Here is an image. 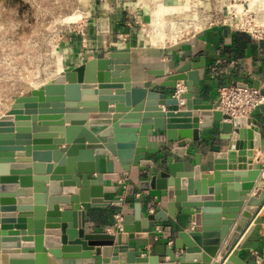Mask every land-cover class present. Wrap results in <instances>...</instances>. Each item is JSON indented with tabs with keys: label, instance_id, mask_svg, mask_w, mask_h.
<instances>
[{
	"label": "water",
	"instance_id": "1",
	"mask_svg": "<svg viewBox=\"0 0 264 264\" xmlns=\"http://www.w3.org/2000/svg\"><path fill=\"white\" fill-rule=\"evenodd\" d=\"M129 63L130 54L126 49L110 53L107 59L91 60L79 67L66 69L46 85L33 89L28 96L15 99L9 111L0 116V193H6L12 188L7 184L18 179L21 184L29 182L26 177L4 176L8 175V169L32 168L28 160L21 158V152L24 151L22 146H26L22 141L28 138L27 134L30 132L42 131L41 127L46 126L44 121L56 120L58 119L56 116L60 114H76L82 116L81 120L86 122L88 114H111V125L96 135L88 129V125L80 129H66L69 139L70 131L78 133L77 138L68 142L70 145L65 149L68 159L59 161L58 169H55L52 177L48 179L52 197L48 200L45 223L51 225V230L45 232V236L48 237L43 239L44 249L41 248L42 233L37 230L42 226V223H38L41 219L38 215L41 209L39 207L33 209L32 221L27 215H19L16 219L14 212L25 209L13 206L10 199L0 196V261L2 260L3 264H6L5 254H9L11 260H27L10 261L9 264H33L34 256L26 253V248L31 247L30 243H27L32 242L31 237H23L22 246L12 243L17 242L13 237L15 235L6 233L11 224H16V229H22L24 225H28L29 229L31 225L34 227L35 252L49 253L52 256L47 264H56L54 262L59 258L81 259L82 264H211L218 246L222 243L224 244L221 250V264H243L237 257L238 250L251 227L235 248H232V245L250 220L251 214H254L253 208L258 207L264 199V193L248 199L241 211L253 187L252 182L257 170L263 168V165H258L248 169L253 170V173L244 172L247 170L245 157L250 158L251 153L244 151L247 144L243 141H250V146H258L260 152L264 153V140L254 132L255 121L244 117L231 118L220 111L212 112L211 110H217L218 100L213 104H206L192 97V87L197 86V70L202 67L201 63L185 64L159 86V89H174L178 82H182L185 87V93L180 95V99L184 101L182 110H164L162 107L171 108L179 104L177 99L166 98L164 93L148 92L145 88H132ZM95 87L97 99L91 97V90ZM107 100L116 102L114 109L108 108ZM256 109L264 111V105ZM199 117L202 118L200 124ZM222 120H229L241 128L237 136L238 141H234L235 136H228L230 123H221ZM213 122L220 124V141L227 143L226 163L236 164L237 171L233 176L240 178L237 181L241 185L235 183L233 189H224V186L215 185L218 183V174L214 173L212 182L208 183V186L214 187V197L207 199L210 202L200 205L199 201L204 199L198 197L201 175L199 155L195 156V166L188 172L184 171V163H174L171 155L158 161L145 160L144 157L159 154L158 144L148 141L153 132L159 131L164 132L167 143L175 144L172 154L183 158L186 145L199 140L198 129H210ZM83 124L86 123H79L77 126ZM251 124L249 130H244L246 125ZM33 143L39 142L35 139ZM56 143L58 142L52 141V144ZM25 151L28 153L29 147H26ZM35 156L33 155L34 158ZM54 157L56 162L59 153H55ZM110 157L114 158L125 172H129L131 167L148 168L145 180L138 183V189L165 192L166 207L160 208L155 205L151 213L142 217L140 204L136 203L132 216H121L119 226L113 229V235H85L79 205L75 207L63 205L62 213L58 212L57 207H51L54 203L69 202H67L69 199L54 197L58 196V193H54V187L56 181H61L63 187H77V193L65 191L69 192L65 195H78L77 204H90L92 207L110 205L103 200V193L108 191L105 183L119 178L118 174L113 173V161L109 160ZM12 158L16 159L13 161ZM223 164L224 162L214 161V170H223ZM63 168L66 171H63ZM51 170L52 167L48 166L46 174H51ZM41 173L42 167L33 165L34 176ZM89 175L93 176V179L89 180L87 178ZM36 181L37 179H34L33 192L34 199L38 200L41 197L36 193L41 192V188ZM225 182L231 181L224 180L223 183ZM262 186L264 182L260 183L258 188ZM219 195H222V198H219ZM224 195L227 200H224ZM74 200L76 199H71L70 203L75 204ZM178 210L180 214L190 217L196 231L178 234L173 249L165 251L167 261L159 263L155 257H140L139 251L130 249L123 243L122 234H127L128 240L146 238L152 232L155 222L166 220L167 217L175 219ZM233 222L234 228L228 235ZM28 235L31 236V233ZM60 235L62 242L59 239ZM21 236L24 234L21 233ZM13 248L15 251H12ZM20 248L21 255L17 251ZM176 252H180V255L176 256ZM201 252L205 255H201Z\"/></svg>",
	"mask_w": 264,
	"mask_h": 264
},
{
	"label": "crops",
	"instance_id": "2",
	"mask_svg": "<svg viewBox=\"0 0 264 264\" xmlns=\"http://www.w3.org/2000/svg\"><path fill=\"white\" fill-rule=\"evenodd\" d=\"M78 3L79 9L84 16L83 24L76 27V31L69 35L66 38V42L63 43L66 52L65 54L62 53L63 58H56L57 70L51 79L57 77L59 75L58 73L64 68H76L91 60L107 59L108 55L112 52L128 49L130 54V85L132 88H145L148 92L164 93L166 94V98H171L174 90L178 86L183 87L185 93V87L182 82H178L174 89H159V86L166 81L167 77L173 75L185 64L201 63L202 67L197 70V86L192 87V97L194 99H200L206 104H213L218 100L219 89L230 85L256 86L264 93V42L254 39L248 33L237 30L228 24L226 19L219 20L178 42L170 44L169 39L166 40L164 46L155 47L145 45L149 41L144 40L142 34L138 35L134 40L130 39L127 41V37H131L130 35H132L133 29L131 25L140 24L143 26V21H148L149 24L153 10L157 7L162 8L164 11L170 10L172 8L170 4H173L172 0H78ZM217 3H219L218 7L222 11L224 9L227 10L229 7L234 8V10L240 8L243 11L246 10L244 8L250 9L251 7L250 0H219ZM256 12L259 13L258 16H255L257 15ZM249 13L253 14L256 20L259 17V20L264 25V8H259V4H256ZM166 16H170V14L164 15L163 20ZM222 16L224 18L227 15L223 14ZM49 80L35 85L33 89H37ZM91 91V97L97 99V88L95 87ZM113 91L114 89H112V93ZM15 99L17 98L12 99L6 108L0 110V116L9 111ZM106 103L109 109H114L115 105H117L115 101L110 100H107ZM162 108L164 110H182L184 107L179 101L176 107ZM211 111L219 110L217 108V110ZM56 117H58L56 120L44 121L46 126L41 127L42 131L38 133L30 132L27 134L28 138L22 141V143H26V146H22L24 151L21 152V158L28 160L32 168L8 169V175L4 176L16 178L26 177L29 179V182L21 184V181L18 179L14 183L7 184L8 187H12V190L9 189L6 193H0V196H5V198L10 199L13 206L25 209V211L14 212L13 215H16V219L19 215H27L30 221H32L33 209L35 207L41 209V212L38 213L41 218L38 223H42V226L37 230L42 233L40 236L42 239V249H44L43 239L44 237H48L45 236V232L51 230V225L45 223L48 212V200L52 197L49 192L48 179L58 169L59 161L64 158L66 160L68 159L65 151L70 145L68 142H72L77 138L78 132L73 130L70 131V139L67 138L66 129H80L88 125V129L96 135L111 125V114L105 113L88 114L86 122H84L85 120H81L82 116H77L76 114H60ZM201 119L199 117L198 124L201 123ZM247 119L255 121L254 132H257L260 135V139L264 140V111L255 109ZM79 123L86 124L77 126ZM221 123H230V134L228 136H235L234 141H238L237 136L241 128L238 125L232 124L229 120H222ZM32 124L36 125L35 123ZM71 124H74V126H71ZM219 126V123L213 122L210 129H198L199 140L197 142H189L186 145L183 158L172 154L175 144L166 142L164 132H153L152 137L148 141L158 144L159 154L145 155L144 159L158 161L165 156L171 155L173 162H183L184 171L188 172L192 171L195 166V156L199 155L201 175L198 197H200L199 199H204L199 201V204L203 205L206 202H210L207 199H213L214 187L208 186V183L212 182L214 173L218 174V183L215 185L224 186V189H233L235 183H238L239 186L241 185L237 181L240 178L233 176V173L237 171L236 164L226 163L227 143L220 141L221 134L219 133ZM251 127L252 124L246 125L244 130H249ZM34 136L36 138H33ZM35 139L39 143L34 144L33 141ZM54 140L58 142L55 145L52 144ZM243 142L247 144L244 151L251 153L250 158L245 157L247 164V170L244 171L245 174L253 173V170L248 169L254 166L263 165V168L257 170L252 182L253 187L249 191L241 211H243L248 199L258 197V195L264 193V186L258 188L260 183L264 182V153L260 152L258 146H250V141ZM26 147H29L28 153L25 151ZM13 153L12 155H15ZM55 153H59L56 162H54ZM33 155H36L35 158ZM12 159L14 161L16 158ZM109 160L113 161V173L118 174L119 178L117 180L106 181L105 183L108 191L103 193V200L110 203L108 206L92 207L90 204H77L78 195H65V193H69L65 192L68 190L72 191L71 193H77V187H63L61 181H56V186L54 187V193H58V196L54 197L59 199L66 198L69 199L67 200L69 202L67 204L54 203L51 207H57L58 212L62 213L63 205H67L68 207L79 205V211L82 214L83 221L82 230L85 235H113V229L117 224L116 216H132L136 203L140 204L142 217H146V215L151 213L155 205L160 208L166 207L165 192L141 191L138 189V183L145 180V173L148 171V168L131 167L129 172H125L114 158L110 157ZM214 161L224 162L222 166L224 169L215 171ZM35 164L42 167V173L40 175L34 176L33 174V165ZM48 166H51L52 170L51 174L47 175L46 171ZM63 171H66V169ZM87 178L91 180L93 176L89 175ZM34 179H37L36 182L41 188V192L36 193L41 197L38 200L34 199ZM119 179L123 180L126 186L125 192L118 184ZM224 180H230L231 182L223 183ZM225 195L224 200H227ZM219 198H222V195H219ZM71 199H76L74 200L76 203L71 204ZM253 209L255 211L254 214H251L250 220L232 245V248H235L251 227L249 234L238 250L237 257L243 264L264 263V199L258 207H254ZM239 215L240 213L238 217ZM234 225L235 222L230 226L228 235L232 232ZM9 227L10 229L6 233L15 235L13 237L17 241L12 243H18L22 246L24 242H21V239L23 237H31L32 242H27L30 243L31 247L26 248V253L27 255L31 254L34 256L32 259L33 264H47L48 260L52 259L49 253L37 254L35 252L33 239L36 236L33 234L35 229L32 225L30 229L28 225L22 226V229H16V224H11ZM57 230L59 231V229ZM190 231H196L190 217L180 214L178 210L175 219L167 217L166 220L155 222L152 232L146 238L128 240L127 234H122V240L130 249L139 251L141 253L140 257H155L161 263L162 261H167L168 258L165 257V251L166 249H173L178 234L188 233ZM21 233L24 236H21ZM28 233H31V236ZM61 238L62 235L59 236L60 242H62ZM223 244L218 246V251L215 257L212 258L211 264H221L220 259L222 257L221 250ZM21 249H17L18 254L21 252ZM12 251H15L14 248ZM179 253L176 252V256H179ZM5 255H7L6 264H9L10 261H27L25 259L11 260L9 259V254ZM38 255H44L46 260H48L38 262ZM201 255L205 254L201 252ZM54 263L82 264V260L77 258H59ZM0 264H3L2 260Z\"/></svg>",
	"mask_w": 264,
	"mask_h": 264
},
{
	"label": "rangeland",
	"instance_id": "3",
	"mask_svg": "<svg viewBox=\"0 0 264 264\" xmlns=\"http://www.w3.org/2000/svg\"><path fill=\"white\" fill-rule=\"evenodd\" d=\"M172 1V8L163 13L177 14L161 21L155 15L149 24L143 21V26L132 24L127 41L142 34L149 41L145 45L161 47L166 40L170 39V44L178 42L219 20L226 19L228 24L231 20L230 25L238 23L242 14L258 26L263 25L259 17L256 20L259 13H249L256 4L264 8L263 0H250L251 10L244 8L240 12L232 7L220 10L219 0ZM223 14L227 16L223 18ZM83 17L78 0H0V110L54 76L56 58L66 52L63 43L83 24ZM166 22L170 23V36L164 30Z\"/></svg>",
	"mask_w": 264,
	"mask_h": 264
},
{
	"label": "built area",
	"instance_id": "4",
	"mask_svg": "<svg viewBox=\"0 0 264 264\" xmlns=\"http://www.w3.org/2000/svg\"><path fill=\"white\" fill-rule=\"evenodd\" d=\"M231 24V20H229ZM234 28L241 32L248 33L251 37L258 41L264 42V25L258 26L253 23L250 17L246 14H242L238 23L233 25ZM184 93V88L178 86L172 95V98L177 99L178 102L183 105V100L180 99V95ZM218 110L223 114L228 115L231 118H247L250 114L260 105H264V93L257 87H242L241 85H230L223 87L218 91ZM119 186L126 190V186L123 180H118ZM121 217L116 216V227L119 226Z\"/></svg>",
	"mask_w": 264,
	"mask_h": 264
},
{
	"label": "bare ground",
	"instance_id": "5",
	"mask_svg": "<svg viewBox=\"0 0 264 264\" xmlns=\"http://www.w3.org/2000/svg\"><path fill=\"white\" fill-rule=\"evenodd\" d=\"M264 2V1H263ZM180 9V8H179ZM186 10H189V8H185ZM237 10H238V12H240L241 10H240V8H237ZM182 11H184L183 9H182ZM164 15V13H163V9L162 8H159V7H157V8H155L154 10H153V12H152V17H151V20H152V18H155V15H157L158 16V21L160 20L161 21V19L163 18V15ZM175 14H177V13H175ZM175 14H170V15H175ZM166 15V14H165ZM164 30H165V32L170 36V23H167L166 24V26H165V28H164ZM66 69H63L62 71H60L58 74L60 75V74H62L64 71H65ZM54 79V78H53ZM52 80V79H51ZM51 80H49L47 83H49ZM47 83H45L44 85H46ZM44 85H42V86H44ZM41 86V87H42ZM38 89V88H37ZM48 260V259H47ZM46 260V258L44 257V255H38L37 256V261L38 262H45V261H47Z\"/></svg>",
	"mask_w": 264,
	"mask_h": 264
}]
</instances>
